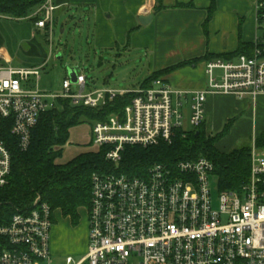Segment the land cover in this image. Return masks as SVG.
Here are the masks:
<instances>
[{
  "label": "built area",
  "instance_id": "built-area-1",
  "mask_svg": "<svg viewBox=\"0 0 264 264\" xmlns=\"http://www.w3.org/2000/svg\"><path fill=\"white\" fill-rule=\"evenodd\" d=\"M56 9L52 0H46L32 13L40 16L36 26L47 31L51 50ZM257 9L264 25V2H258ZM46 63L0 64V187L8 184L12 170L3 125L27 151L33 129L59 98L98 108L131 92L86 91L88 78L79 72L76 83L70 76L64 80L61 94L42 91L39 82ZM206 70L204 89L174 88L159 77L150 87L133 91L122 116L111 114L92 125L94 151L105 148L106 161L115 167L92 174L88 251L78 261L67 257L65 264H130L133 256L140 264H264V153L256 141L249 177L236 190L219 189L215 164L205 156L155 162L140 176L116 169L127 146L171 144L179 131L186 135L201 127L209 92L239 98L264 94V37L258 38L252 54L208 60ZM54 212L37 197L33 207L18 211L8 225L0 226L4 239L0 264H53Z\"/></svg>",
  "mask_w": 264,
  "mask_h": 264
},
{
  "label": "crops",
  "instance_id": "crops-1",
  "mask_svg": "<svg viewBox=\"0 0 264 264\" xmlns=\"http://www.w3.org/2000/svg\"><path fill=\"white\" fill-rule=\"evenodd\" d=\"M260 1L264 2L52 0L60 16L81 17L80 21L88 27L91 33L89 37L92 35V45L97 52L113 53L120 57L127 53L135 63L136 60L143 63L146 57L148 76L145 80L159 70L197 59L196 63L160 76L172 87L186 90L207 87L208 60L230 59L240 50L247 53L251 51V46H255L258 38L262 37L257 9ZM148 15H152L151 21L142 24L140 17ZM40 36L46 41L47 31L38 28L34 22L0 16V62L13 67L42 66L45 62L47 65L54 52L47 48ZM143 85L141 83L137 88L121 90L147 88ZM248 100H264V94L256 98H239L233 94L209 92L204 131L209 135L221 133L225 124L240 110L235 105ZM233 149V143H226V147L220 151L229 152ZM57 211L62 220L60 224H73L71 217L64 216L60 209ZM57 231L55 237L59 235L60 230ZM60 249L57 243L51 244L52 252H60Z\"/></svg>",
  "mask_w": 264,
  "mask_h": 264
},
{
  "label": "trees",
  "instance_id": "trees-1",
  "mask_svg": "<svg viewBox=\"0 0 264 264\" xmlns=\"http://www.w3.org/2000/svg\"><path fill=\"white\" fill-rule=\"evenodd\" d=\"M45 2L46 0H0V16L19 21L30 20L36 24L40 16L34 17L32 13ZM259 22L263 28L262 18H259ZM253 49L254 46H251L249 53L240 50L236 55L252 54ZM197 61L189 60L159 70L143 81V87H150L161 75ZM134 96L133 91L117 95L98 108L75 105L69 98H59L57 106L44 113L33 129L31 145L27 151L19 148L9 126L3 125L2 136L11 151L12 170L8 184L0 187V226L8 225L18 211L33 207L37 197L49 203L52 210L60 209L64 216L71 217L72 222L77 223L80 219L79 209L91 203L92 174L111 169L115 165L106 161L105 148L83 152L66 163H57L56 160L62 154L73 127L105 121L111 114L122 116L124 108ZM232 123L233 121H229L226 124L221 135L229 131ZM203 126L202 124L186 135L179 131L171 144L161 142L149 147L127 146L116 169L120 173L140 176L155 162L174 163L179 159L205 156L215 164L220 190L239 189L249 177L251 146L244 145L222 152L216 147L218 135L208 136ZM257 141L264 143V139ZM3 242L4 239L0 236V243Z\"/></svg>",
  "mask_w": 264,
  "mask_h": 264
},
{
  "label": "rangeland",
  "instance_id": "rangeland-1",
  "mask_svg": "<svg viewBox=\"0 0 264 264\" xmlns=\"http://www.w3.org/2000/svg\"><path fill=\"white\" fill-rule=\"evenodd\" d=\"M80 20L79 16L70 18L60 16L57 11L55 12L52 37L54 53L42 70L40 89L51 94H61L64 91V80L69 77V67H77L79 73H84L87 76L86 91L109 87L118 90L139 87L148 76V70L145 68L146 57H144L143 63L136 60L137 66L127 53L120 57L113 53L97 52L92 45V35L89 37L91 33H89L88 27L84 26ZM261 31V36L264 37V27L261 28ZM40 39L50 49L49 36L46 41L41 36ZM59 54L61 58L58 57ZM0 64L8 66L5 62H0ZM73 88L76 89V85ZM235 106L240 110L229 120L233 123L227 133L221 135L223 128L221 133L206 134L208 136L218 135L216 143L219 150L224 149L226 143H233L236 148L244 145L252 146L256 141L259 151L264 153V143L261 144L257 141V139H264V100L256 102L248 100ZM187 127H189L188 123ZM96 149L97 147L92 143L91 124L83 123L70 130L69 140L56 161L57 163H66L83 152ZM87 209L88 206L79 209L80 219L77 223L72 222L73 224H60L62 222L60 212L57 211L58 209L55 210L51 244L57 243L61 249L60 252L51 251L53 264H58V261H60L59 264H65V260L69 256L78 261L87 253L89 240ZM56 218H58V224H56ZM57 230L60 232L55 237V234L58 233ZM130 264H140V259L133 256L130 259Z\"/></svg>",
  "mask_w": 264,
  "mask_h": 264
},
{
  "label": "water",
  "instance_id": "water-1",
  "mask_svg": "<svg viewBox=\"0 0 264 264\" xmlns=\"http://www.w3.org/2000/svg\"><path fill=\"white\" fill-rule=\"evenodd\" d=\"M152 19V15H148V16H141L140 17V21L142 22V24H149V22ZM59 58H61V55L58 56ZM68 74L71 78V81L73 83H76L78 81V70L77 67H69L68 68Z\"/></svg>",
  "mask_w": 264,
  "mask_h": 264
}]
</instances>
